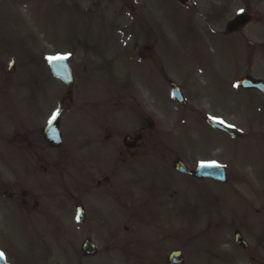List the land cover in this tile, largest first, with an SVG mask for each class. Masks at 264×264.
Masks as SVG:
<instances>
[{
	"label": "rangeland",
	"instance_id": "rangeland-1",
	"mask_svg": "<svg viewBox=\"0 0 264 264\" xmlns=\"http://www.w3.org/2000/svg\"><path fill=\"white\" fill-rule=\"evenodd\" d=\"M251 8L241 0L1 1L0 180L21 185L51 222L47 235L45 222L0 194V246L13 260L167 264L180 250L184 264H264V98L238 87L245 76L264 80V2ZM245 9L252 22L227 34ZM61 56L74 71L72 94L50 75L48 57ZM58 114L61 156L42 136ZM138 133L131 156L123 138ZM177 160L190 170L223 167L228 183L181 176ZM85 175L112 186L99 190ZM87 239L94 258L80 253Z\"/></svg>",
	"mask_w": 264,
	"mask_h": 264
},
{
	"label": "water",
	"instance_id": "water-1",
	"mask_svg": "<svg viewBox=\"0 0 264 264\" xmlns=\"http://www.w3.org/2000/svg\"><path fill=\"white\" fill-rule=\"evenodd\" d=\"M1 1V0H0ZM182 4L185 2L184 0H179ZM246 20L244 17L240 16L234 23L230 24L228 27L229 32L236 31L240 26H244L246 24ZM13 64H11L10 71L12 72ZM51 72L52 75L64 82L70 89L73 85V76H72V70L70 66L65 61H53L51 62ZM240 85L245 89H259L264 94V83L262 82H256L252 80L251 78H245ZM172 93L173 96L180 102L184 103L181 95L180 89L176 85H172ZM211 125L214 128H218L220 130H223L230 134L231 136H235L233 132H230L226 130L223 127H220L219 125L211 123ZM44 134L46 138L53 144L58 145L61 143V138L58 130V123L57 124H50L47 128L44 130ZM141 136L138 135L134 138H131L129 136L124 138V145L127 148H134L136 143H138L141 140ZM175 169L182 174L192 176L198 179H211L217 182L225 183L227 181L226 173L224 170L219 169L217 167L213 166H200L197 170L194 172L189 171L183 163L178 162L175 165ZM80 215L82 219V211L80 210ZM236 242L239 245H243L246 247V243L242 240V237L240 234L236 235ZM84 253L87 256H92L96 254V251L93 249L90 242H85L83 246ZM169 263L170 264H182L183 259L181 252H175L171 254L169 257ZM0 264H2V261L0 260Z\"/></svg>",
	"mask_w": 264,
	"mask_h": 264
},
{
	"label": "flooded vegetation",
	"instance_id": "flooded-vegetation-1",
	"mask_svg": "<svg viewBox=\"0 0 264 264\" xmlns=\"http://www.w3.org/2000/svg\"><path fill=\"white\" fill-rule=\"evenodd\" d=\"M258 1L260 2H264V0H241V2L244 5H247L249 10L252 11V4L257 3ZM244 12H248L246 9L244 10ZM224 13L223 10H220L219 13V17ZM60 125H61V120H60ZM61 129V126H60ZM64 142V141H63ZM62 147V149H61ZM137 147H139V145H137ZM45 148H47V150H53L56 153V156H61L62 154V150H63V144L59 147V148H54L51 145L45 144ZM138 149V148H137ZM137 149L133 150V151H129L130 155L133 156L135 154V152L137 151ZM44 161H48L50 162V158L45 159ZM47 171V169H45V172ZM89 184L90 186H98V182H95L94 180H92V178H89ZM3 185V190L1 191V193H3V195L5 196V198L7 199V201L9 203H11L15 210H38V202L34 201V197L27 192L26 190H24L22 188L21 185H17L15 184H9V183H2ZM102 187L104 190L107 186H109V188L112 186V181L110 180V177H108L107 181L100 183L99 187ZM90 187V188H92ZM23 189V190H22ZM64 208L59 206L55 209V210H63ZM40 214H43L42 212ZM13 261V260H12ZM12 264H19L18 261L13 262Z\"/></svg>",
	"mask_w": 264,
	"mask_h": 264
},
{
	"label": "snow or ice",
	"instance_id": "snow-or-ice-1",
	"mask_svg": "<svg viewBox=\"0 0 264 264\" xmlns=\"http://www.w3.org/2000/svg\"><path fill=\"white\" fill-rule=\"evenodd\" d=\"M68 57L67 56H61V57H48V59L51 61V60H53V59H61V60H63V59H67ZM3 257V254L2 253H0V258H2Z\"/></svg>",
	"mask_w": 264,
	"mask_h": 264
},
{
	"label": "bare ground",
	"instance_id": "bare-ground-1",
	"mask_svg": "<svg viewBox=\"0 0 264 264\" xmlns=\"http://www.w3.org/2000/svg\"><path fill=\"white\" fill-rule=\"evenodd\" d=\"M151 105H153V104L151 103Z\"/></svg>",
	"mask_w": 264,
	"mask_h": 264
}]
</instances>
